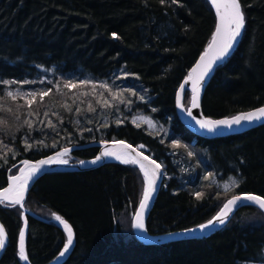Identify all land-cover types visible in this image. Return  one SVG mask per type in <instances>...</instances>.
<instances>
[{
    "label": "trees",
    "instance_id": "1",
    "mask_svg": "<svg viewBox=\"0 0 264 264\" xmlns=\"http://www.w3.org/2000/svg\"><path fill=\"white\" fill-rule=\"evenodd\" d=\"M239 2L244 16L240 40L215 68L201 97V110L209 118L264 105V0ZM215 21L207 0H0V99L6 83L32 82L45 70L73 81L84 75L101 82L123 72L127 77L115 81L140 95L120 124H75L60 108L59 127L38 138L26 134L22 121L8 120L9 150L0 151V189L23 160L70 146L79 148L69 152V162L88 160L99 147L84 145L123 140L144 145L141 151L164 170L146 221L149 234L201 225L236 194L264 198V123L206 138L189 131L176 115V91L209 43ZM187 94L190 99V92L184 98ZM57 100L51 101L59 105ZM136 113L152 118L162 131L131 122L129 116ZM172 140L180 147L172 148ZM229 179L239 186L228 192L216 186ZM144 186L137 165L120 162L40 175L23 201L27 259L48 264L65 245L62 228L45 216L51 212L74 234L75 246L62 264H264V213L251 205L206 236L160 244L138 240L132 215ZM198 192L203 193L199 199ZM21 213L18 205L0 203L7 234L0 264H23L18 252ZM125 213L127 221L121 219Z\"/></svg>",
    "mask_w": 264,
    "mask_h": 264
},
{
    "label": "snow or ice",
    "instance_id": "2",
    "mask_svg": "<svg viewBox=\"0 0 264 264\" xmlns=\"http://www.w3.org/2000/svg\"><path fill=\"white\" fill-rule=\"evenodd\" d=\"M163 2V0H162ZM173 3H176L177 0H172ZM213 4L218 23L216 25L215 32L212 36L211 42L208 45V48L205 50L203 55H201L199 62L192 69V71L185 78L184 82L180 85L179 91L177 93V107L180 109L181 113H185L188 118H190L200 129L206 130L209 133L216 134L221 128L231 129L234 125L240 126L242 122L252 123L254 121L264 120V107H261L255 111H250L237 115L229 119L222 120H212L208 118L198 117L194 114V109L200 108V94L203 82L206 81V78L210 77L213 66L217 65L218 62L222 63L224 59L230 54V50L233 49L234 44L237 38L241 35V31L244 27V16L241 9V4L239 0H211ZM190 88L186 87L189 85ZM15 83V82H13ZM87 83V82H85ZM64 87L67 89L77 88V83L69 80L64 84ZM101 87H106V85H101ZM190 92V99L187 101V107L185 106L184 94ZM51 90H45L40 92H27L21 94L19 91L13 93L9 91L7 93L8 97L16 99L17 96L25 99V103L31 109L32 104L36 101V97L39 96L40 102L44 101V98L49 96ZM82 95H87V93H82ZM135 95V93H133ZM30 97V99H28ZM116 97L113 96V99ZM143 99V97H141ZM123 102V101H121ZM101 103V101H97ZM130 103V102H129ZM104 105L108 104V101H103ZM65 108L71 111V108L65 104ZM90 111H95L91 104L88 105ZM11 112V109H8ZM79 112V109H77ZM28 115H34L32 111L28 112ZM45 116L48 115L47 112L44 113ZM19 119V115L16 116ZM144 119L145 122L149 125L150 128L154 127L152 121L148 118ZM5 123L0 120V124ZM30 129L33 127L31 120H24ZM119 123V121H117ZM47 125L53 129L56 127L51 120L47 121ZM139 126V125H137ZM91 131V129H88ZM2 143V142H0ZM25 146L27 149L32 147L31 144L25 140ZM115 147L112 149L105 148V151L101 156H97L94 160L91 161L92 164H96L102 159V157H111L117 161L124 164H133L138 165L140 171L144 177V189L142 193V199L140 201L139 210L136 212L134 217L133 227L140 231H145L144 224V212L149 207V203L153 198V194L158 188L157 181L162 175L161 164L157 163L155 160L150 159L148 156L143 155L138 149L144 148V145L134 148L131 145L127 144L124 141H114ZM174 147H180L179 143L173 145ZM7 148V145H4ZM55 147V145H53ZM70 149L64 148L61 151H58L54 156H50L47 159H41L37 163H31L29 160H23L21 163L24 165L22 168H19V174L10 176V184L7 188H4L0 191V203L9 202L10 206L20 205L23 207V201L25 200L28 188L31 182H34L39 178L40 175L44 174L47 170V166L50 165H67L69 163L66 157L69 155ZM190 156L191 152L188 153ZM84 164V161L80 162ZM207 179V177H206ZM238 181L231 179L230 183L223 185L225 191L230 190L233 187H238ZM203 193H196L197 198L199 199ZM249 202L255 203L259 208L264 209V198L256 195H235L229 199L222 207L221 211L212 221H209L205 225L200 226V231H204L210 226H216L218 224L222 225L226 222L227 217L233 211V208L238 205L240 202ZM54 215L56 221L63 225L64 229L67 232V242L64 245V250L60 253L61 256H64L68 252L69 247L73 243V232L70 225L59 215ZM26 223V222H25ZM189 231H195L194 229ZM24 238L25 232L22 230L20 232V248L19 255L22 259L27 260V255L24 247ZM6 234L2 226H0V250L5 246Z\"/></svg>",
    "mask_w": 264,
    "mask_h": 264
},
{
    "label": "rangeland",
    "instance_id": "3",
    "mask_svg": "<svg viewBox=\"0 0 264 264\" xmlns=\"http://www.w3.org/2000/svg\"><path fill=\"white\" fill-rule=\"evenodd\" d=\"M78 81H73L71 77L61 76L59 74L54 73L52 70H45L43 74L41 73L40 77L33 80L19 81V82H8L6 83V93L2 99H0V120L5 123L0 124V151L3 153L4 151H8L9 146L7 148L4 145H8L9 143L6 140V129H9V125L7 121H11V119L16 118L19 115L20 121L31 120L33 123V127L30 129L26 124V134L33 137L43 136L50 131H53L62 121V114L60 108L64 112L70 113L72 117V122L75 124L86 125V123H94L98 126L116 124L119 121V124L126 120L125 112L131 111L132 99L137 100L140 95L136 96L132 88H129L126 83L122 84V82L115 81L117 79L126 78V74L123 72H119L116 77L106 80V81H95L92 80L89 76L81 75ZM69 80L77 83L78 87L74 89H67L64 87V84ZM87 82V83H85ZM121 83V84H119ZM101 85H106V87H101ZM124 85V86H123ZM51 90L49 96L44 98V101L41 103L39 96L36 97V101L32 104L31 109L25 103V99L21 98V96H17L16 99H12L7 96L9 91L16 93L19 91L21 94L27 92H40L45 90ZM82 93H87V95H82ZM135 93V95H133ZM113 96L116 98L113 99ZM58 99L60 102L59 105L52 103V99ZM30 99V97L28 98ZM101 101V103H97V101ZM108 101L107 105L103 104V101ZM189 100V95L185 97V106H187V101ZM123 101V102H121ZM130 102V103H129ZM67 104L71 111L64 107ZM91 104L95 111H90L88 105ZM63 105V106H62ZM72 107H75L72 109ZM8 109L12 111L9 112ZM79 109V112H77ZM32 111L34 115L29 116L28 112ZM47 112L48 115L45 116L44 113ZM148 118L154 124V127L150 128L149 125L145 122L144 119ZM131 122L135 124H143L145 125L151 132L160 133L162 129L155 123V121L147 115L136 113L132 114L128 118ZM51 120L52 123L56 126L54 129L47 125V121ZM85 128V127H84ZM28 130V131H27ZM81 130V128H80ZM36 133V134H35ZM23 133L21 136H23ZM10 141V139H9ZM177 142L172 140L170 142L171 147L173 148L174 144ZM179 143V142H178ZM180 145V143H179ZM178 148V147H174ZM5 153V152H4ZM68 161L71 160V157L68 155L66 157ZM116 160V159H115ZM208 176V175H206ZM214 181L213 178H211ZM230 180L222 181L217 184V187H221L222 190L225 191L223 185L230 183ZM215 183V182H214ZM230 191V190H228ZM226 191V192H228ZM55 213L47 212L45 213L46 218L49 220L59 223L55 220ZM56 215V214H55ZM129 218L128 213H125L121 219L127 221Z\"/></svg>",
    "mask_w": 264,
    "mask_h": 264
},
{
    "label": "water",
    "instance_id": "4",
    "mask_svg": "<svg viewBox=\"0 0 264 264\" xmlns=\"http://www.w3.org/2000/svg\"><path fill=\"white\" fill-rule=\"evenodd\" d=\"M208 3L210 4L213 12H214V15H215V18H216V21H215V27H214V30H213V33L211 35V38H210V41L209 43L211 42V39H212V36L215 32V29H216V25L218 23V18H217V14H216V10L213 6V4L211 3V0H207ZM243 31V29H242ZM242 31H241V34H242ZM240 37L241 35L237 38L235 44H234V47L233 49L230 50V54L224 59V61L231 55V53L234 51V49L236 48L239 40H240ZM209 43L207 44V46L205 47V49L201 52V54L198 56V58L196 59V61L193 63V65L189 68L186 76L182 79L180 85L184 82L185 78L188 76V74L192 71V69L196 66V64L199 62L200 60V57L201 55H203V53L205 52V50L208 48V45ZM223 61V62H224ZM222 62V63H223ZM220 62H218L217 65H214L213 66V70H212V73L210 75V77L206 78V81L203 82V86L201 88V94H200V101H201V97H202V94L204 92V89L209 81V79L211 78V76L213 75L214 71H215V68L222 64ZM180 85L176 91V95H175V111H176V115L179 119V121L184 125V127H186L189 131H191L193 134L197 135V136H200V137H206V138H211V137H220V136H226V135H231V134H236V133H240V132H243V131H246V130H249L253 127H256L257 125H260L262 123H264V120H261V121H254L252 123H247V122H242L240 126H233L231 129H228V128H221L218 130V132L216 134H213V133H209L207 132L206 130H202L199 128L198 125H196L190 118H188L186 116L185 113H181L180 109L177 107V93L179 91V88H180ZM186 87H189L190 88V82H189V85H187ZM186 94V93H185ZM184 94V96H185ZM187 107V106H186ZM261 107H264V105L262 106H259L257 108H253V109H250V110H245V111H241L239 113H236L235 115H232V116H228V117H222V118H209V117H206L202 110H201V104H200V108L199 109H194L193 112L195 115H197L198 117H203V118H208V119H212V120H222V119H229V118H232V117H235L237 115H240V114H243V113H247V112H250V111H255ZM116 141H121V140H116ZM123 141V140H122ZM126 142V141H124ZM127 144L131 145L130 143L126 142ZM84 146H98V151H97V154L94 158L92 159H88V160H81V161H84L85 163L84 164H81L80 162L81 161H75V162H69L67 165H50V166H47V170L45 173L47 172H53V171H63V170H74V171H77V170H85V169H90V168H94V167H97L99 165H102V164H105V163H108V162H119L117 160H114L113 158L111 157H102V159L100 161H98L96 164H92L91 161L94 160L97 156H101L102 153L105 151V148L107 147L108 149H112L113 147H115V144H114V141H100V142H92V143H89L87 145H84ZM132 147L134 148H138V147H135L133 145H131ZM83 147V146H82ZM64 148H68L71 150L75 149V148H79V146H70V147H64ZM64 148H61V149H58L56 151H54L52 154H50L49 156H46V157H43V158H40V159H37V160H29V159H26V160H29L31 163H37L38 161H40L41 159H47L48 157L50 156H54L58 151H61L62 149ZM139 151H141V149H138ZM69 151V152H70ZM143 153V155L145 156H148L147 154H145L143 151H141ZM150 159H153L152 157L148 156ZM155 160V159H153ZM156 161V160H155ZM22 162V161H21ZM20 162V166L19 168H22L24 165ZM157 162V161H156ZM121 163V162H120ZM159 163V162H157ZM137 167L139 168V166L137 165ZM19 168L17 170V172L13 175H17L19 174ZM161 171H162V175L161 177L158 179L157 181V184L159 185L156 192L153 194V198L151 199L150 203H149V207L145 210L144 212V224H145V231H140L138 229H135L133 227V223H134V217H135V214L136 212L139 210V205H140V201L142 199V195H141V198H140V201L137 205V208L135 209L133 215H132V229H133V232H134V235L136 236V238L146 244H160V243H165V242H168V241H175V240H182V239H189V238H198V237H202V236H206L212 232H214L215 230L223 227L229 220L230 218L232 217V215L239 209V208H242L244 206H248V205H251V206H255L257 208H259L258 205H256L255 203H249V202H240L238 203L237 206H235L233 208V211L229 214V216L227 217L226 219V222L222 225L218 224L217 222V225L216 226H210L209 228L205 229L204 231H200V226L201 225H205L207 224L209 221H212L214 219V217H216L218 215V213L221 211L223 205L229 200L231 199L233 196H231L230 198H228L223 204L222 206L220 207V209L215 213V215L213 217H211L208 221H206L205 223L201 224V225H197V226H194V227H191V228H187V229H183V230H180V231H175V232H170V233H162V234H156V235H152V234H149L146 230V221H147V218H148V215L150 213V210L154 204V201H155V198H156V195L158 193V190L160 188V185H161V182H162V178H163V169L161 167ZM142 173V172H141ZM12 176V175H11ZM10 176L8 177V182H7V185L3 188L0 189V191H2L4 188H7L10 184ZM34 182H31L30 183V186L28 188V190L30 189V187L32 186ZM28 192V191H27ZM236 195H256V194H252V193H240V194H236ZM256 196H259V195H256ZM261 197V196H260ZM263 198V197H261ZM6 204H9V202H4ZM20 207V205H18ZM21 210H22V213H21V220H22V227H21V231L23 230L26 234V231H27V227H28V221H27V218H26V214L28 213V211L23 207H20ZM263 213H264V209H261L259 208ZM35 216V215H34ZM38 218V216H35ZM40 218V217H39ZM26 222V223H25ZM63 230L65 236H66V242H67V232L66 230L64 229L63 225L60 224V223H57ZM0 226L3 227L4 231H5V228L3 226V224L1 223L0 221ZM194 229L195 231H189V230H192ZM20 231V232H21ZM73 232V231H72ZM5 234H6V231H5ZM25 240V238H24ZM65 242V244H66ZM7 246V234H6V240H5V246L2 250H0V257L1 255L3 254L5 248ZM75 246V240H74V234H73V243L72 245L69 247V250L67 253H65L64 256H61L60 253L64 250V246L61 250V252L57 255V257L55 259H53L51 262H49L48 264H61L63 263L67 258L68 256L71 254L73 248ZM19 248H20V234H19V238H18V252H19ZM21 258V257H20ZM21 261L23 264H31L29 262V260H24L21 258Z\"/></svg>",
    "mask_w": 264,
    "mask_h": 264
},
{
    "label": "bare ground",
    "instance_id": "5",
    "mask_svg": "<svg viewBox=\"0 0 264 264\" xmlns=\"http://www.w3.org/2000/svg\"><path fill=\"white\" fill-rule=\"evenodd\" d=\"M187 93V92H186ZM72 153V152H71ZM114 159V158H113ZM115 160V159H114ZM164 171V170H163ZM164 175V174H163ZM156 202V201H155ZM153 209V208H152ZM231 219V218H230ZM225 227V226H224ZM66 261V260H65ZM62 264V263H61Z\"/></svg>",
    "mask_w": 264,
    "mask_h": 264
}]
</instances>
